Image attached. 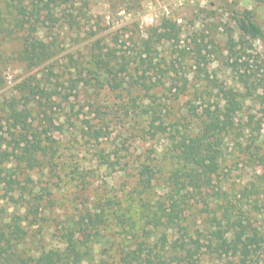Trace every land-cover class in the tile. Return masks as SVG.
<instances>
[{"label": "rangeland", "instance_id": "rangeland-1", "mask_svg": "<svg viewBox=\"0 0 264 264\" xmlns=\"http://www.w3.org/2000/svg\"><path fill=\"white\" fill-rule=\"evenodd\" d=\"M6 1L0 0V7ZM45 1L24 0V4L28 11H39L45 21L39 35L55 44L51 61L28 65L24 32H0L4 78L0 139L28 130L26 143L34 157L30 167L20 163L24 173L18 175L21 184L26 181L23 196L34 198L37 207L36 217L28 214V220H23L26 250L38 255L64 249L67 243L62 234L70 231L78 239V221L100 212L107 199L119 198L123 206L133 199L138 211L144 204L158 209L168 191L187 188L164 182L167 164L162 155L171 144L168 132L155 136L146 132L148 120L140 112L141 104L155 98L174 112L187 101H203L214 108L217 101L228 103L222 89L236 92L239 106L230 112L239 126L252 119L260 129L250 136L247 127L243 135L224 145L211 169L210 184L195 194L187 211L200 225L213 215L239 218L264 236V172L256 156L264 153V41L243 35L236 24L237 12L246 10L264 29V0H58L60 6L51 18L43 8ZM1 19L0 24L6 25L4 16ZM165 21L172 28L171 38L158 40L151 35L153 68L143 60V40L154 27L162 31ZM109 51L117 61L128 63L127 70H119V77L125 83L134 82L136 88L98 87L94 80L82 79L89 77L92 54L103 56ZM157 67L165 70L162 73ZM141 75L156 86L146 92ZM184 79L187 87L182 93L178 88ZM35 133L40 140L32 139ZM139 170L152 176L153 187L137 183ZM21 203L18 188L7 192L0 185V217L24 213ZM105 217L104 227L91 229L99 230L93 236V264L101 259L119 264L121 230L109 210ZM154 238L143 247L157 245ZM235 262L236 257L219 247L214 254H203L196 264Z\"/></svg>", "mask_w": 264, "mask_h": 264}, {"label": "trees", "instance_id": "trees-1", "mask_svg": "<svg viewBox=\"0 0 264 264\" xmlns=\"http://www.w3.org/2000/svg\"><path fill=\"white\" fill-rule=\"evenodd\" d=\"M59 6L58 0L45 1L43 8L46 9L47 17L51 18ZM39 14V11L33 8L28 11L24 0H7L5 6L0 7V20L3 16L7 20L6 25L0 24V32L9 30L24 32L23 45L30 66L51 61L56 52L53 41H47L39 35V30L45 22L44 19H40ZM236 16L237 27L243 35L264 41V29L248 11L237 12ZM167 24V21L163 23L162 31H158V27L152 28L150 36L143 40L145 53L143 60L148 61L150 66L151 35H156L158 40L160 37L170 39L169 30L172 28L167 27ZM117 58L111 51L105 52L103 56L93 53L90 61L93 67L87 71L89 77L82 79L85 82L94 80L98 87L107 84L112 89L122 87L130 91V88H136L134 82L125 83L124 77H119V70H127L128 63L119 62ZM157 68L162 73L165 70L162 67ZM141 76L143 79L140 84L146 92L156 86L153 81L148 84L144 79L145 75ZM186 80L184 79L178 88L182 93L187 87ZM3 82L4 78L0 73V85ZM222 92L228 103L221 105L217 101L214 108L203 101L200 104L187 101L184 108H178L174 112L169 109L166 102L157 101L155 98H149L141 104L140 112L148 120L146 132L151 136L168 132L171 144L162 155V161L167 164L164 182L172 185L181 183L187 188L168 191L158 209L144 204L138 211L133 207V199L127 201L129 203L125 206L119 198L107 199L105 204L100 206V212L88 213L87 221L84 219L78 221L80 230L78 239L70 231L65 232L62 234L64 242L67 243L64 249H48L38 255L28 252L24 246L27 229L23 220H28V214L36 217L37 207L34 198L23 196L26 181L21 184L18 176L24 173L20 163L25 161L30 167V161L34 159L33 149H29L26 143L29 140L27 134L29 131L0 139V185H3L7 192L18 188L20 199H24V203H21L24 204V213L0 217V264H93L95 260L93 236L99 233V230L91 232V229L100 224L102 227L106 225L105 210L110 211L113 223L121 230L118 232L121 236V243H118L119 264H196L197 259L203 254H214L219 247L226 248L231 256L236 257L235 264H264V236L256 227L242 223L239 218L233 220L227 215L222 217L213 215L210 219L203 220L200 225L194 218L190 219L195 215L191 216L187 211L192 207L190 200L195 194L200 195L201 188L210 184L211 169L216 165L224 145L229 140H235L236 137L243 135L247 127L250 129V136L260 129L258 121L252 119L239 126L240 123H237L230 112L239 106L236 92L232 89H222ZM49 98L51 99L50 96ZM133 106L137 107L136 103H133ZM13 111L15 112L14 109ZM38 136L39 134L35 133L32 139L36 140ZM46 138L51 141L49 136ZM3 142H6L5 147H2ZM252 142H255L254 137ZM22 143L27 146L24 147ZM256 156L264 172V153ZM10 161L14 164L9 166L7 163ZM138 176L137 183L147 189L153 187L152 176L143 175L141 170ZM25 177L27 180L30 178L28 174ZM12 196L10 194L11 199ZM14 202L19 201L16 199ZM152 236H155L153 241L157 245L154 247L148 245L144 248L143 243L145 244ZM95 264L115 263L101 259Z\"/></svg>", "mask_w": 264, "mask_h": 264}]
</instances>
